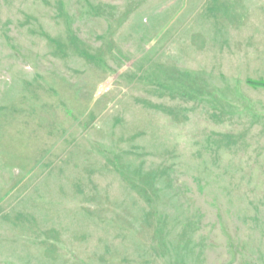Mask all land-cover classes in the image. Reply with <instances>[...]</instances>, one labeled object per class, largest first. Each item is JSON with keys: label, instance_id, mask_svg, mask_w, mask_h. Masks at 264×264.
I'll list each match as a JSON object with an SVG mask.
<instances>
[{"label": "rangeland", "instance_id": "obj_1", "mask_svg": "<svg viewBox=\"0 0 264 264\" xmlns=\"http://www.w3.org/2000/svg\"><path fill=\"white\" fill-rule=\"evenodd\" d=\"M0 264H264V0H0Z\"/></svg>", "mask_w": 264, "mask_h": 264}]
</instances>
